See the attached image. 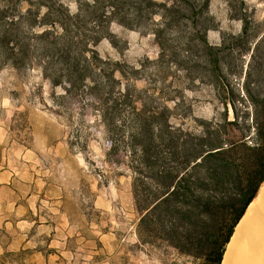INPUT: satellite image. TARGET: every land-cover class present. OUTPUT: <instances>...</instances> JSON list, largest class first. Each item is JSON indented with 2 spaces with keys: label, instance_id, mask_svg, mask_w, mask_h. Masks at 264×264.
<instances>
[{
  "label": "rangeland",
  "instance_id": "rangeland-1",
  "mask_svg": "<svg viewBox=\"0 0 264 264\" xmlns=\"http://www.w3.org/2000/svg\"><path fill=\"white\" fill-rule=\"evenodd\" d=\"M58 1L76 11L78 0ZM6 5L15 12L28 8L23 0ZM135 7L118 12L90 46L102 61L124 68L122 89L132 84L147 108L166 107L174 129L193 134L218 129L223 139L247 136L244 140L253 143L242 96L243 87L264 84V0L208 1L205 37L221 50L219 84L185 36L190 13L166 31L168 55L174 57L159 62L154 35L144 25L149 18ZM86 29L91 33L90 25ZM94 65L105 77L108 66ZM86 99L80 91L64 95L63 86L43 79L39 67L0 66V168L22 172L16 179H31L39 195L27 202L19 197L18 209L11 202L0 208V264H202L166 246L138 245L131 173L125 159L106 162L109 138ZM229 101L239 117L233 125L227 124L234 119Z\"/></svg>",
  "mask_w": 264,
  "mask_h": 264
},
{
  "label": "trees",
  "instance_id": "trees-1",
  "mask_svg": "<svg viewBox=\"0 0 264 264\" xmlns=\"http://www.w3.org/2000/svg\"><path fill=\"white\" fill-rule=\"evenodd\" d=\"M9 1H0V66L39 67L43 79L63 86L64 95L80 91L96 108L109 138L106 162L125 159L131 173L138 245L166 246L202 264H220L235 225L264 181V84L243 87L253 143L244 140L247 136L236 142L223 139L218 129L187 133L169 125L166 107L147 108L134 85L122 89L127 75L121 64L102 61L90 47L118 12L136 5L149 18L144 25L158 45L157 61L170 60L174 55H168L165 33L190 13L185 36L219 84L221 50L205 37L209 0H78L75 12L55 0H23L28 8L15 12L5 6ZM107 37L114 44L113 36ZM99 62L108 66L105 77L95 68ZM131 74L136 79V71ZM229 103L234 119L227 124L233 125L239 117Z\"/></svg>",
  "mask_w": 264,
  "mask_h": 264
},
{
  "label": "bare ground",
  "instance_id": "bare-ground-1",
  "mask_svg": "<svg viewBox=\"0 0 264 264\" xmlns=\"http://www.w3.org/2000/svg\"><path fill=\"white\" fill-rule=\"evenodd\" d=\"M220 264H264V182L235 225Z\"/></svg>",
  "mask_w": 264,
  "mask_h": 264
},
{
  "label": "crops",
  "instance_id": "crops-1",
  "mask_svg": "<svg viewBox=\"0 0 264 264\" xmlns=\"http://www.w3.org/2000/svg\"><path fill=\"white\" fill-rule=\"evenodd\" d=\"M22 172H16L14 169H9L8 167L0 168V197H10V198H0V208L5 207L9 202L13 204V209H18L20 207L19 197H27L25 202L28 201L30 197H38L32 190L33 181L20 179L17 180L16 177ZM22 190H25V194L22 195ZM6 194V195H5ZM24 199V198H23ZM0 214H2L0 212Z\"/></svg>",
  "mask_w": 264,
  "mask_h": 264
},
{
  "label": "water",
  "instance_id": "water-1",
  "mask_svg": "<svg viewBox=\"0 0 264 264\" xmlns=\"http://www.w3.org/2000/svg\"><path fill=\"white\" fill-rule=\"evenodd\" d=\"M263 182H264V181H263ZM263 182H262V183H263ZM262 183H261V184H262ZM261 184H260V186L258 187V189H257V191H256V193H255V195H254V197L252 198V200L258 195V193H259V191H260V188H261ZM252 200H251V202H252ZM251 202H250V203H251ZM250 203H249V204H250ZM249 204H248V206H249ZM248 206H247V207H248ZM247 207H246V209H247ZM246 209H245V210H246ZM244 212H245V211H244Z\"/></svg>",
  "mask_w": 264,
  "mask_h": 264
}]
</instances>
